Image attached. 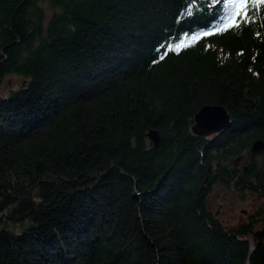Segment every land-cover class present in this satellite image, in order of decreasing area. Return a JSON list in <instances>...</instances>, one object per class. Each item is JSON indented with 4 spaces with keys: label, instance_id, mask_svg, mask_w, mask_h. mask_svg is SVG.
I'll return each instance as SVG.
<instances>
[{
    "label": "trees",
    "instance_id": "obj_1",
    "mask_svg": "<svg viewBox=\"0 0 264 264\" xmlns=\"http://www.w3.org/2000/svg\"><path fill=\"white\" fill-rule=\"evenodd\" d=\"M232 11L0 0V85L24 78L0 96V264H264V208L228 227L207 206L264 191V4ZM207 105L231 117L209 138Z\"/></svg>",
    "mask_w": 264,
    "mask_h": 264
},
{
    "label": "rangeland",
    "instance_id": "obj_2",
    "mask_svg": "<svg viewBox=\"0 0 264 264\" xmlns=\"http://www.w3.org/2000/svg\"><path fill=\"white\" fill-rule=\"evenodd\" d=\"M23 84L24 78L14 74L6 76L0 85V96L9 95L13 89H19ZM215 134L208 135L206 138ZM239 165L244 168L245 161L239 162ZM208 197V208L213 210L228 227L247 222V216L250 213L257 212L259 207L264 208V191L245 190L242 194L236 188L215 184ZM248 239L254 242L252 235H249Z\"/></svg>",
    "mask_w": 264,
    "mask_h": 264
},
{
    "label": "water",
    "instance_id": "obj_3",
    "mask_svg": "<svg viewBox=\"0 0 264 264\" xmlns=\"http://www.w3.org/2000/svg\"><path fill=\"white\" fill-rule=\"evenodd\" d=\"M195 124L192 127L193 133L197 136L208 137L214 133L220 134L231 126V117L224 106L207 105L202 107L195 115ZM151 141L159 144V134L156 130H151L148 134ZM253 152L264 149V143L258 140L253 145Z\"/></svg>",
    "mask_w": 264,
    "mask_h": 264
},
{
    "label": "snow or ice",
    "instance_id": "obj_4",
    "mask_svg": "<svg viewBox=\"0 0 264 264\" xmlns=\"http://www.w3.org/2000/svg\"><path fill=\"white\" fill-rule=\"evenodd\" d=\"M248 0H229V6L233 9V11L229 14V19L235 22V17L239 14V11L241 9H244L247 7ZM253 2L257 5L264 4V0H253ZM247 15V13H245ZM211 33H204V35H210ZM193 39H196V37H193ZM183 45V42L181 44L175 45V49L179 50ZM169 50H173V46L169 45ZM163 59V57H161Z\"/></svg>",
    "mask_w": 264,
    "mask_h": 264
}]
</instances>
